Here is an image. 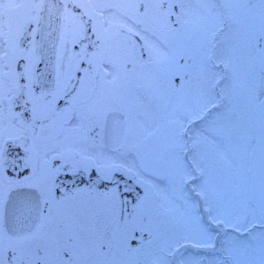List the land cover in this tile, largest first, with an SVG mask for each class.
Returning a JSON list of instances; mask_svg holds the SVG:
<instances>
[{"label":"flooded vegetation","instance_id":"flooded-vegetation-1","mask_svg":"<svg viewBox=\"0 0 264 264\" xmlns=\"http://www.w3.org/2000/svg\"><path fill=\"white\" fill-rule=\"evenodd\" d=\"M53 1L60 35L47 90L36 77L45 0H0V264H149L147 243L153 231L168 229V216L150 223L145 190L133 205L123 185L95 189L96 178L109 182L114 174L142 188L135 169L107 158L121 149L104 145L110 111L123 114L126 136L137 118H176L188 105L190 127L203 125L208 157L213 136L234 159L247 147L249 202L262 217L264 110L240 105L219 126L210 115L212 89L221 98L228 78L264 77V0ZM184 13L187 27L180 25ZM131 135L137 141L134 126ZM11 199L30 223L27 235L5 229Z\"/></svg>","mask_w":264,"mask_h":264},{"label":"rangeland","instance_id":"rangeland-1","mask_svg":"<svg viewBox=\"0 0 264 264\" xmlns=\"http://www.w3.org/2000/svg\"><path fill=\"white\" fill-rule=\"evenodd\" d=\"M188 20V15H183L180 24L187 25ZM246 80L238 77L233 81L229 78L226 88H222L225 101L211 116L214 126H219L215 123H220L227 115V111H233L234 107L240 104L255 111L264 109V79H260L259 83L255 80ZM255 85L259 89L257 97L247 98L242 94L249 93ZM212 103L216 104L214 96ZM190 114L187 105L185 108L181 107L176 118L172 113L165 114L163 119L158 121L144 122L137 118L128 130L119 153L114 154L112 158L107 157L115 165L120 163L126 166L127 171L136 170L135 177L146 192L148 219L157 217L160 219L158 223L166 220L169 222L166 224L168 229L164 232L158 229L153 231L154 237L147 243L149 264H169L167 257H170L179 244L191 242L204 245L209 243L212 237L199 221L196 202L184 189V183L192 177L182 156L185 150L182 135ZM155 125L156 132L153 129ZM133 126L139 135L135 142L130 140L133 138L131 135ZM197 128L194 133H201V139H197L195 146H191L192 157H189L190 161L194 160L192 163L201 178L193 185L194 191L199 193L203 200L206 199L204 206L210 219L220 221L221 225L235 231L224 238L221 254L222 261L225 262L223 264H264V227L260 229L254 227L262 226L264 222L257 220L255 210L249 202L251 179L246 173L249 163L246 157L242 159V163L232 161L225 146L213 138L211 144L214 147V154L209 173L205 155L206 145L202 138L203 133L199 132L202 131V127ZM153 132L154 138L151 141ZM246 149L244 148L242 152L246 153ZM139 166L144 171L139 172ZM221 201L227 204L226 208L221 209L217 206ZM152 211L156 213L155 216L151 215ZM167 216L168 218L164 220ZM152 222L150 220V223ZM199 259L198 256L185 254L181 262L200 264ZM218 259H212L211 264H217Z\"/></svg>","mask_w":264,"mask_h":264},{"label":"water","instance_id":"water-1","mask_svg":"<svg viewBox=\"0 0 264 264\" xmlns=\"http://www.w3.org/2000/svg\"><path fill=\"white\" fill-rule=\"evenodd\" d=\"M46 19H47V17H46ZM46 19H45V22H46ZM45 22H44V24H45ZM44 24L42 25V32L46 33L47 32V28L45 27ZM43 44H44V48H45L46 37L44 38ZM48 53H51L52 54L51 56H53L54 47L48 48L46 50V55L45 56L43 55L44 58H47V54ZM114 114L113 113L108 114L107 121H106V124H105V140H106V146L108 148H116L119 145V143H120V141H121V139L123 137V123L121 121L114 122V120H115ZM200 211H201V209H200ZM201 214L203 215V220H205V216H204V213L202 211H201ZM9 223H10V229L13 232H16L17 228L14 227V225L12 226L13 221L9 220ZM185 249H188V250H191V251H194V252L202 251V250H199V249H196V248H192V247L186 246V247H182L179 252H181V251H183ZM176 258H177V255H175L173 257V264H178L177 261H176Z\"/></svg>","mask_w":264,"mask_h":264}]
</instances>
